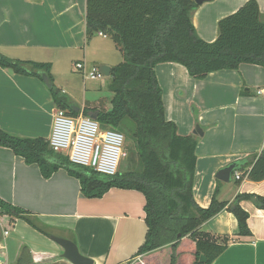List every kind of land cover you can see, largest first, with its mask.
<instances>
[{
	"label": "crops",
	"instance_id": "crops-1",
	"mask_svg": "<svg viewBox=\"0 0 264 264\" xmlns=\"http://www.w3.org/2000/svg\"><path fill=\"white\" fill-rule=\"evenodd\" d=\"M247 1L210 0L197 6L191 14L197 36L207 43L215 41L218 21ZM255 1L264 15V0ZM85 14V0H0V54L48 64L54 85L79 114L85 106L110 108L108 99L99 97L110 77L107 84L87 86L93 80L75 70L81 60L73 63L71 57L82 52L89 68L114 67L108 50L95 47L97 41L108 38L97 34L98 39L86 40ZM63 65L68 71L60 70ZM155 76L166 120L176 125L179 135L197 139L195 203L207 208L216 190L217 200L228 204L240 194L264 198V180L251 182L244 175L237 185L233 174L228 183L215 179L219 169L264 149V70L241 64L235 71H219L195 81L183 66L164 63L155 67ZM41 81L0 68V129L20 138L48 140L57 109ZM41 101L47 108H41ZM196 127L202 136L193 135ZM0 198L31 213L48 234L0 210L4 264H16L23 248L30 253L29 264H71L62 258V249L50 236L72 241L93 264L140 262L135 254L144 241L146 225L145 201L139 192L111 189L99 199H86L79 181L64 169L44 179L36 165H27L11 150L0 148ZM240 206L249 215L250 236L239 235L237 221L227 211L200 227L202 233L229 240L227 249L212 264H264V210L256 208L252 200L242 201ZM2 223L11 230L2 228ZM3 230L8 231L4 239Z\"/></svg>",
	"mask_w": 264,
	"mask_h": 264
},
{
	"label": "trees",
	"instance_id": "trees-1",
	"mask_svg": "<svg viewBox=\"0 0 264 264\" xmlns=\"http://www.w3.org/2000/svg\"><path fill=\"white\" fill-rule=\"evenodd\" d=\"M85 5L86 40L101 33L118 48L122 61L111 69L107 86L112 95L110 108L85 106L82 114L96 116L103 129L122 133L131 155L129 161L136 159L139 169L102 176L71 164L67 155L53 152L44 139L20 138L2 129L0 148L11 150L27 165H36L44 179L64 169L79 181L86 199H99L111 189L141 193L146 234L135 254L140 259L136 264H212L227 249L229 240L202 233L200 227L227 211L236 219L239 235L250 236L249 215L240 203L255 199L256 208L264 210V198L240 194L228 204L217 200L216 190L207 208L195 203L192 187L197 139L179 135L176 125L166 120L155 67L179 64L195 81L211 73L235 71L241 64L264 70V15L255 0H248L218 21V36L207 43L197 36L191 21L198 6L194 0H85ZM0 68L40 80L41 74H46L56 109L71 117L79 115L80 110L76 113L74 105L54 85L48 64L12 60L0 54ZM235 165L233 174L240 173L241 180L245 175L251 182L263 181L264 149ZM0 210L48 235L28 211L1 198ZM201 256L205 263L199 262ZM30 262V253L23 248L16 264Z\"/></svg>",
	"mask_w": 264,
	"mask_h": 264
},
{
	"label": "built area",
	"instance_id": "built-area-1",
	"mask_svg": "<svg viewBox=\"0 0 264 264\" xmlns=\"http://www.w3.org/2000/svg\"><path fill=\"white\" fill-rule=\"evenodd\" d=\"M99 35L102 36L101 33ZM74 66L85 79L95 81L103 78L99 70L94 67L87 69L83 62H78ZM47 141L53 152L67 155L71 164L91 169L107 177L118 173L122 160L127 156L122 133L103 129L96 120L83 114L71 117L64 111L56 110ZM233 178L240 181L241 174L236 172ZM7 235L8 231L3 230L2 238H6ZM4 248L0 241V253Z\"/></svg>",
	"mask_w": 264,
	"mask_h": 264
},
{
	"label": "water",
	"instance_id": "water-1",
	"mask_svg": "<svg viewBox=\"0 0 264 264\" xmlns=\"http://www.w3.org/2000/svg\"><path fill=\"white\" fill-rule=\"evenodd\" d=\"M208 1L210 0H194V2L198 6ZM99 72L103 77L108 78L110 77L111 69L108 66L102 65L99 68ZM41 80L48 90L52 87V84L50 83L46 74L44 73L41 74ZM74 111L78 113L77 108H74ZM90 118L92 120H96V116H90ZM193 135L202 136V132L199 129V127L195 128V130L193 131ZM235 168H236L235 163H231L230 165L219 169L217 173L215 174V179L223 183H228L231 179V176ZM252 202L255 203L256 200L252 199ZM49 238L53 243H55L57 246H59L62 249L63 251L61 255L62 258L66 259L71 264H93V262L90 259L84 257L83 255L79 253L77 246L72 241H69L67 239L60 238V237H55V236H50ZM199 262L205 263L206 260L203 256H201L199 259ZM0 263L1 264L5 263V257L2 253H0Z\"/></svg>",
	"mask_w": 264,
	"mask_h": 264
},
{
	"label": "rangeland",
	"instance_id": "rangeland-1",
	"mask_svg": "<svg viewBox=\"0 0 264 264\" xmlns=\"http://www.w3.org/2000/svg\"><path fill=\"white\" fill-rule=\"evenodd\" d=\"M95 37V36H94ZM93 38H91V40H92ZM95 39H98V38H96L95 37ZM95 43V42H94ZM95 47H97V48H99V49H103L104 51L105 50H108V52H106L108 55V57H109V61H110V63L111 64H113L114 66H116V65H118V64H120L121 63V61H122V57H121V53H120V51L118 50V48L114 45V43L110 40V39H107V40H100V41H97L96 43H95ZM102 50V51H103ZM72 60H73V63L75 62L74 60L75 59H80L81 60V62H83V53L81 52L80 54H78L77 56H75V55H73L72 57ZM68 66V65H67ZM86 67L87 68H89V67H91V66H87L86 65ZM65 68V66L63 65L61 68H60V70H65V71H68V67L66 68V69H64ZM90 69V68H89ZM42 82V81H41ZM94 82H96V84H99V83H108V80H107V78L106 77H103L101 80H95V81H92V82H88L87 83V86H89V84H95ZM42 85V84H41ZM43 87H44V91L46 92V93H50L49 92V90H46V88H45V85L43 84L42 85ZM62 88H64V87H62ZM65 89V88H64ZM93 91V90H92ZM94 92V91H93ZM99 97H104V98H107L108 99V104H110V99H111V96H110V92L108 91V88H107V86L105 87V90H101L100 92H99ZM96 98H97V96H96ZM45 104V102L44 101H41V108H47V106L46 105H44ZM47 110H49V109H47ZM127 143V142H126ZM125 143V145H124V148H125V151H126V154H127V156H126V158L125 159H123L122 160V162H121V165H120V168H119V173L120 174H124V173H126V172H128V171H133V170H138L139 169V167H138V163H137V160L136 159H133V160H131V161H129V159L131 158V155L130 154H128V146H127V144ZM2 225V228H6V229H8V231H10L11 229L7 226V225H4L3 223L1 224ZM136 262H138V261H135V263L133 262V264H136Z\"/></svg>",
	"mask_w": 264,
	"mask_h": 264
}]
</instances>
